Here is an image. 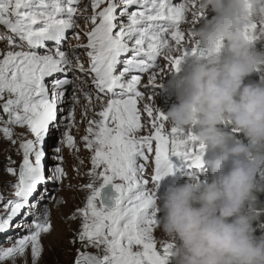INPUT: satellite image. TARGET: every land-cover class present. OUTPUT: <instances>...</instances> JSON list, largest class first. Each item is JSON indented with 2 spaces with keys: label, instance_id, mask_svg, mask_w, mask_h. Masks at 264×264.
Here are the masks:
<instances>
[{
  "label": "snow or ice",
  "instance_id": "obj_1",
  "mask_svg": "<svg viewBox=\"0 0 264 264\" xmlns=\"http://www.w3.org/2000/svg\"><path fill=\"white\" fill-rule=\"evenodd\" d=\"M90 3L92 15L83 19L92 27L84 32L87 44L73 48L76 59L73 65L61 45L68 31L79 27L75 20L79 0H0V26L12 34L7 37L9 50L0 53V101H3L0 109L7 117L0 116V123L4 125L0 133L15 144L10 127L15 125L26 127L34 137L20 142L23 160L18 180L11 185L15 199L3 205L0 233L13 227L12 221L26 208L24 217L32 216V220L26 226L23 222L15 225L26 228V234L8 237L14 242L10 247H0V264L8 259L15 264L17 257L25 258L24 264H27L29 248L31 264H39L42 258L41 237L52 227L50 209L45 206L38 214L33 209L48 189L40 193L37 201L32 202L30 198L41 185L49 181L59 184L67 177L60 163L45 175L44 143L50 126L58 129V105L64 101L67 86L73 85L72 99L77 100L75 83L67 78V72L85 69L75 56V48L88 50L87 72L92 74V84L98 93L109 98L97 113L100 119L88 122L87 134L83 137L86 148L93 151L92 168L88 172L90 182L81 186L89 190V195L85 206L68 217L74 220L79 214L82 218L80 230L70 242L75 244L78 240L85 248L95 247L103 254L77 249L74 264H168L170 245L164 244L161 252L153 238L157 211L149 210L155 209V188L162 177L173 171L171 157L179 158L193 169L203 165L205 145L193 132L175 127L167 130L166 116L150 104L143 106L150 118L148 125L142 123L138 101L145 98L147 90L160 87L156 84L160 58L172 71L179 72L186 57L210 54V50L193 38L194 28L187 33L190 46L182 47L186 33L181 25L198 24L205 14L196 10L195 0L183 3L179 0H90ZM190 8L193 9L191 21L188 20ZM245 33L253 44L264 42V23L254 21ZM73 38L78 41L80 33H74ZM49 43L52 48L48 47ZM219 48L220 42L216 51ZM174 51L179 54L174 55ZM118 66H122L119 72ZM133 72L151 73L143 90L138 89L140 75L125 78ZM57 73L63 77L51 80L50 86L45 83L46 78ZM84 95L90 105V91ZM72 116L69 113V118ZM146 128L147 134L141 135ZM63 137L62 142L70 149L76 147L73 136L63 133ZM53 151V159L62 161L58 155L60 148L57 146ZM153 156L154 174L148 178L145 169ZM6 171L17 175L14 168L8 167ZM150 181L153 189L148 187ZM61 203L63 198L57 200L58 206Z\"/></svg>",
  "mask_w": 264,
  "mask_h": 264
},
{
  "label": "clouds",
  "instance_id": "obj_2",
  "mask_svg": "<svg viewBox=\"0 0 264 264\" xmlns=\"http://www.w3.org/2000/svg\"><path fill=\"white\" fill-rule=\"evenodd\" d=\"M195 2L204 14L214 13L193 31L210 54L192 56L190 71H171L160 87L177 100L164 113L169 126L195 128L212 150L203 161L211 176L201 180L193 172L169 186L155 201L156 226L170 245L171 264H264V233L256 235L254 227L264 193V179L257 178L264 171V75L245 83L254 70H264V48L245 33L254 21L264 23V0Z\"/></svg>",
  "mask_w": 264,
  "mask_h": 264
},
{
  "label": "rangeland",
  "instance_id": "obj_3",
  "mask_svg": "<svg viewBox=\"0 0 264 264\" xmlns=\"http://www.w3.org/2000/svg\"><path fill=\"white\" fill-rule=\"evenodd\" d=\"M180 3L185 2V0H179ZM196 3V2H195ZM103 7V5H102ZM86 9V11H85ZM192 8L189 9L188 20L191 21V12ZM196 10H199L196 4ZM92 8L90 0H83L82 6L79 8L76 14V23L79 27L71 30L68 40L64 45V48L61 50L65 51L70 59H72L73 65L76 64V59L73 56V48L77 45H86L87 37L84 35V32L90 31L92 25L90 23L86 24L83 19L84 16H91ZM214 15L211 11L205 14L204 18L210 19ZM203 19L201 23L203 22ZM199 24V23H198ZM198 24L192 25L191 23H183L181 25V30H183L185 35V41L182 44L184 46H190V37L187 33L195 29ZM259 27V26H258ZM74 33H80V39L77 41L74 39ZM0 37H3L0 35ZM257 48H264V42H257L254 44ZM8 40L5 38H0V53L8 51ZM18 50V49H13ZM27 50V49H25ZM86 48H75V56L79 58V61L83 64L85 71L81 72L79 69H72L67 72V78L73 80L76 86L75 95L77 100L72 99L73 96V85L67 86L65 91V98L62 103L58 105V120L60 121L58 129L50 126V131L48 136L45 139L44 150L46 153L44 164H45V175L50 174V169L57 163H60L67 173V177L62 180L59 184L49 181L46 185H41L38 191L30 198L32 202L37 201L40 196V193L44 191L45 188L48 189L46 195L42 200L39 201L37 207L33 209L37 214L43 210L45 206L50 209V221H51V231L48 234H43L41 237V242L43 245L42 258L39 261V264H74V260L77 255V249L81 251H87L92 254L102 255V250H98L95 247L85 248L80 241H76L75 244L70 241L76 237V234L80 230L82 223V218L77 214L78 218L75 220L68 219V217L75 213L79 207L85 206L84 193L89 195V190L82 188V185H86L90 182V177L88 175L89 170L92 168L91 157L93 151L86 148V142L83 140V137L87 134L86 129L89 126L90 120H98L100 117L97 115L99 111L102 110V105L106 104L109 97H101L97 93L95 86L92 84V74H89L87 70L89 69V58L87 56ZM42 52V51H41ZM174 55L179 54L174 51ZM192 56L186 57L183 63L181 64L179 75H185L190 71L192 67ZM160 68L157 69V79L156 84L161 85L167 75L172 71L169 65H167L162 58H160ZM149 75L141 78V85L138 86L139 90H143L144 86L148 84ZM63 74L57 73L53 77L46 78L45 83L50 86V82L56 78H62ZM130 79L128 75L125 77ZM258 78V74L253 72L250 76L245 78L247 82H254ZM88 89V90H87ZM91 93V101L86 99L84 93ZM97 95L100 96V99H97ZM151 96V99L148 97ZM7 96H5V99ZM176 96L168 91H165L162 87H156L154 91L149 89L145 92V98L138 101V108L141 109V121L142 123L148 125L149 119L147 113L143 111L144 104H150L154 109L157 107L160 109V112L166 113L172 104L176 103ZM3 101H0L2 104ZM86 105V106H85ZM88 105V106H87ZM63 109V111H59ZM69 113H72V118H69ZM0 116H4V119H7L6 115L0 109ZM166 129L170 131V126L167 122ZM4 125L0 123V127ZM13 131V139L16 140V143L13 144L11 140L6 139L2 133H0V196L3 197V201L0 202V215H3L4 203L10 199H15L13 196L14 188L11 186L15 184L18 180V170L19 166L23 160V152L19 148L20 142L24 139H34L31 132L26 127L21 126H10ZM150 127V125H149ZM222 128L224 125L221 126ZM225 129V128H224ZM148 128L142 131L140 134H147ZM196 129H193L195 134ZM63 133H67L74 137L76 147L70 149L66 142H62L64 139ZM240 139V138H238ZM60 148V155L63 159L62 161H56L53 159L54 148ZM205 151H211L210 148H206ZM203 152V153H204ZM11 158L10 163L8 158ZM207 157L203 155V160ZM173 164V171L164 177H162L155 188V198L163 194V192L171 185L183 183L188 175L193 172H199L200 179L205 180L202 176L209 175L211 176L210 169L207 165L203 169H193L188 167L183 161L177 157L170 158ZM82 161V163H81ZM11 167L17 170V175H11L6 171V168ZM154 174V156L147 162V167L145 169V176L150 178ZM149 189H153L154 185L151 183L148 185ZM49 197H55L56 199H49ZM63 198L64 203L57 205V200ZM157 211V204L155 203V209H150ZM28 209L21 211L13 221L11 227L7 232L0 233V247H10L13 241H9L8 237H18L26 234V228L15 227L16 224L23 222L26 226L31 220L32 216L24 217V213ZM162 215V213H160ZM77 222V223H76ZM254 227L257 232L256 235H261L264 233V219L263 217L257 216L256 221H254ZM153 238L156 241L157 249L163 251V246L165 244V237L161 230L154 226L153 228ZM25 258L17 257L15 264H24ZM27 264H31V250L30 248L26 252ZM2 264H13L12 259H8L2 262Z\"/></svg>",
  "mask_w": 264,
  "mask_h": 264
},
{
  "label": "trees",
  "instance_id": "obj_4",
  "mask_svg": "<svg viewBox=\"0 0 264 264\" xmlns=\"http://www.w3.org/2000/svg\"><path fill=\"white\" fill-rule=\"evenodd\" d=\"M253 72H256V73L258 74V78H255L256 80H255L254 82H258V81L260 80L261 76L264 75V70H262V69H257V70H254ZM245 83L247 84V83H251V82H247V81H245ZM224 128H225V129H224ZM223 129H224L225 131H234V130L231 128V126H229V125H224ZM235 135L237 136V138H240L241 140H244V137H243V134H242V133H235ZM245 143H248V141L245 140ZM203 155L206 156V157L208 158V157L211 155V151H210V152H209V151H205V152L203 153ZM207 158H206V159H207ZM206 159H205V160H206ZM203 161H204V160H203ZM205 165H206V164L203 163V165H202V167H201L200 169H203ZM196 170H197V169H196ZM202 177H203L204 179H207V178L209 177V175H203ZM257 178H258V180H262V179H264V171H262L261 173H258ZM259 199H260L261 204L258 205V208H257V216H259V217H263V219H264V193H261V194L259 195ZM168 264H171L170 259L168 260Z\"/></svg>",
  "mask_w": 264,
  "mask_h": 264
},
{
  "label": "bare ground",
  "instance_id": "obj_5",
  "mask_svg": "<svg viewBox=\"0 0 264 264\" xmlns=\"http://www.w3.org/2000/svg\"><path fill=\"white\" fill-rule=\"evenodd\" d=\"M49 47H50V46H49ZM148 75H149V74H148ZM87 90H88V89H87ZM95 91H97V89H96ZM85 106H86V105H85ZM87 106H88V105H87ZM87 196H88V194H87V193H84V199H85V201H86V197H87ZM80 208H83V207L80 206L79 209H80ZM77 218H78V216L76 215V218H75L74 221H73L74 223H75V220H77ZM76 223H77V222H76Z\"/></svg>",
  "mask_w": 264,
  "mask_h": 264
}]
</instances>
